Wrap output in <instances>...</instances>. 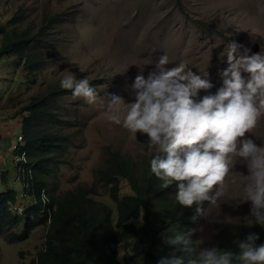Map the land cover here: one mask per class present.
Wrapping results in <instances>:
<instances>
[{
	"label": "rangeland",
	"instance_id": "374dc122",
	"mask_svg": "<svg viewBox=\"0 0 264 264\" xmlns=\"http://www.w3.org/2000/svg\"><path fill=\"white\" fill-rule=\"evenodd\" d=\"M0 28V41L15 29L36 36L42 40L46 57L35 69L27 66L18 50L0 57V121L23 125L29 115L24 108L37 95L60 84L64 75L87 78L95 89L93 104L75 97L73 91L56 96L54 112L68 123L53 120L49 124L54 131L71 135V140L59 156L58 168L46 176L52 197L75 195L73 192L82 188L102 206L115 209L116 221L119 202L112 198L111 185L97 178L98 169L106 164L109 150L131 156L135 168L144 165L155 150L149 151L146 134H133L108 119V101L118 95L126 103L134 102L135 77L142 74L147 79L158 72L156 64L165 53L170 62L166 68L187 63L195 74L213 84L209 91L214 93L222 86V72L229 67L226 49L230 42L239 45L237 59L245 49H250L249 54L264 52V0H0ZM255 43L261 46L259 52L252 50ZM204 94L201 90L200 95ZM263 120L253 133L246 134L258 145H264ZM14 125L1 132H15ZM13 140L7 162L0 167V192L11 188L19 197L24 191L14 207L20 205V210H25L33 203L35 191L22 188L28 185L15 168ZM0 155L4 161L6 152ZM3 171L7 183H2ZM238 173L248 174L246 163L239 159L226 178L225 195L215 205L208 201L203 207L206 216L193 225L196 252L235 244L249 233L264 230L251 216V201L244 200L242 186L233 182ZM118 182L120 199L130 192V186L123 177ZM132 220L143 222L142 217ZM122 229L118 227L120 259L134 240ZM23 231L13 227L0 233L2 264H31L44 248V226L24 241L11 237Z\"/></svg>",
	"mask_w": 264,
	"mask_h": 264
},
{
	"label": "clouds",
	"instance_id": "9594fccd",
	"mask_svg": "<svg viewBox=\"0 0 264 264\" xmlns=\"http://www.w3.org/2000/svg\"><path fill=\"white\" fill-rule=\"evenodd\" d=\"M238 47L236 42L228 44L229 67L222 72V86L214 93L209 91L213 84L195 74L187 63L181 61L177 66L166 68L170 62L165 53L156 64L158 72L150 73L147 79L142 74L135 77L134 102L126 103L118 95H113L108 101V119L133 134H146L149 151L155 150L144 165L133 167L131 177H123L127 179L130 192L121 198L128 195L136 197L134 202L140 209V215L131 217L130 221L135 222L133 218L142 217V223L135 222L141 225L148 216L150 222H164L163 235L169 236L167 242L175 245L176 251L158 255V264H264V244L256 243L259 240L256 232L234 241L238 252L215 245L196 252L192 245L193 225L201 216H206L203 207L208 201L215 205L225 195V181L237 159L246 163L248 174L238 173L233 182L242 186L244 200L251 201V216L264 226V145H258L246 136L253 133L264 118V52L249 54L250 49H245L237 59ZM60 86L72 90L75 97H82L89 104L96 102L97 93L87 78L76 79L74 75L67 74L61 78ZM201 90L206 94L201 96ZM20 127L19 124L17 128ZM21 133L24 135L22 130ZM24 151L27 153L26 165L33 173L27 145ZM111 151L116 150H109L107 161ZM15 168L17 170L16 162ZM56 168L49 165L45 174ZM145 179L154 180L166 191L167 202L161 215L147 209L137 198L133 183ZM24 180L28 182L25 177ZM27 185L22 188L32 191ZM49 185L41 188L38 195L32 192L34 201L26 208L29 211L40 206L36 205L40 202L42 206L32 219L42 218L48 212L47 225L40 224L27 231L25 219L15 227H22L28 237L44 226L47 238L48 225L58 207L53 202ZM23 192L20 191V196L24 195ZM73 193H82L98 201L91 192L82 188ZM111 210L114 216L115 209ZM63 229L73 241L78 239L67 227Z\"/></svg>",
	"mask_w": 264,
	"mask_h": 264
},
{
	"label": "trees",
	"instance_id": "16d2710c",
	"mask_svg": "<svg viewBox=\"0 0 264 264\" xmlns=\"http://www.w3.org/2000/svg\"><path fill=\"white\" fill-rule=\"evenodd\" d=\"M3 29L0 28V31ZM42 40L27 32L18 29L6 33L0 41V57L11 51L18 50L24 54L27 66L35 69L46 60L44 50H41ZM11 50V51H10ZM9 51V52H8ZM91 86V85H90ZM92 87V86H91ZM72 90L63 89L60 84L52 86L46 94L37 95L24 110L29 115L23 120L21 129L25 136L29 165L32 172L26 169L23 173L27 183L38 195L39 190L49 184L46 174L49 165L58 167L60 154L68 147L71 135L54 131L49 122L56 120L60 124L68 123L62 118H57L54 112L56 96ZM56 118V119H55ZM65 121V122H63ZM70 138V140H69ZM69 140V141H68ZM107 165L100 167L96 176L112 187V198L118 200V218L115 221L112 210L102 206L82 193L64 198L53 197V202L58 204L52 221L48 225L45 246L31 264H158L157 256L176 251V246L168 243V235H163V221H151L146 216V222L138 225L130 221L133 216L140 215V209L135 204V196H124L119 199V177H131L134 171L129 157L120 151H111ZM6 171L1 173L2 183ZM133 186L137 192L139 202L157 215L164 213L166 205V191L152 179L135 180ZM18 200V192L7 189L0 192V233L5 229L18 226L26 221L27 231L35 226L48 223V212L42 218L32 219V215L39 210L40 202L29 211L20 213L14 209ZM117 226L122 227L134 240L125 252L123 259L119 257L120 238ZM68 228L78 239L73 241L63 228ZM259 240L256 243L264 244V231L256 232ZM16 240L28 237V234H12ZM221 249H231L238 252L236 244L225 246ZM1 258V248H0Z\"/></svg>",
	"mask_w": 264,
	"mask_h": 264
},
{
	"label": "crops",
	"instance_id": "0c3cea01",
	"mask_svg": "<svg viewBox=\"0 0 264 264\" xmlns=\"http://www.w3.org/2000/svg\"><path fill=\"white\" fill-rule=\"evenodd\" d=\"M15 123L12 122L10 123L9 121H0V154L6 152V156L3 157L4 161L1 160V156L0 155V167H4L5 165V162H7V152L10 148V145L12 143V140L15 138L16 136V133L18 132V128L14 125ZM20 123H18L19 125ZM12 125L15 126V132H11L9 134L8 131H4V132H1L3 129L7 128L10 126V128L12 127ZM9 129V128H8ZM12 135V136H10ZM12 151V150H11Z\"/></svg>",
	"mask_w": 264,
	"mask_h": 264
},
{
	"label": "built area",
	"instance_id": "2783aa9c",
	"mask_svg": "<svg viewBox=\"0 0 264 264\" xmlns=\"http://www.w3.org/2000/svg\"><path fill=\"white\" fill-rule=\"evenodd\" d=\"M24 135L21 133L18 135L14 142V146L12 147L15 155V162L17 165L18 175H23L25 172L27 165V153L24 151V147L26 144L24 143Z\"/></svg>",
	"mask_w": 264,
	"mask_h": 264
},
{
	"label": "bare ground",
	"instance_id": "6f19581e",
	"mask_svg": "<svg viewBox=\"0 0 264 264\" xmlns=\"http://www.w3.org/2000/svg\"><path fill=\"white\" fill-rule=\"evenodd\" d=\"M264 119V118H263ZM264 121V120H263ZM260 123H261V121H260ZM259 124V123H258ZM262 126H263V124H262ZM21 130L22 129H18V132L16 133V137H18V135L20 134V132H21ZM24 143L26 144V141H25V136H24ZM5 191V190H4ZM18 199L20 200V196L18 197ZM20 208H22V206H16V208H14V209H16L18 212H20V213H22L24 210H20Z\"/></svg>",
	"mask_w": 264,
	"mask_h": 264
},
{
	"label": "water",
	"instance_id": "95a60500",
	"mask_svg": "<svg viewBox=\"0 0 264 264\" xmlns=\"http://www.w3.org/2000/svg\"><path fill=\"white\" fill-rule=\"evenodd\" d=\"M252 50L254 52H259L261 50V46L259 43H255L253 46H252Z\"/></svg>",
	"mask_w": 264,
	"mask_h": 264
}]
</instances>
